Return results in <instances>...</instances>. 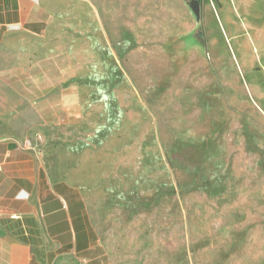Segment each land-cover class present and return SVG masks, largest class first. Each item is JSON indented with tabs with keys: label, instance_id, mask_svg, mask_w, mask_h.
Instances as JSON below:
<instances>
[{
	"label": "rangeland",
	"instance_id": "374dc122",
	"mask_svg": "<svg viewBox=\"0 0 264 264\" xmlns=\"http://www.w3.org/2000/svg\"><path fill=\"white\" fill-rule=\"evenodd\" d=\"M199 1L200 20L185 7L167 30L109 34L114 51L0 50V138L53 144L63 177L155 234L131 264H187L202 235L221 243V207L264 179V0Z\"/></svg>",
	"mask_w": 264,
	"mask_h": 264
},
{
	"label": "crops",
	"instance_id": "0c3cea01",
	"mask_svg": "<svg viewBox=\"0 0 264 264\" xmlns=\"http://www.w3.org/2000/svg\"><path fill=\"white\" fill-rule=\"evenodd\" d=\"M189 2L0 0V50L37 62L52 54L103 50L98 45L114 51L111 42L118 34L167 30L174 16L179 24L180 11L190 10ZM102 55L96 66L104 65ZM56 151L53 144L0 138V264H131L137 255L148 256L140 254L153 247L156 235L130 233L127 211L125 218L114 220L111 205L93 200L73 179L63 177ZM245 186L233 199L248 200H233L231 212L224 205L218 214L222 242L215 245L202 235L197 247L188 246L187 264H264V179ZM148 262L144 257L138 264Z\"/></svg>",
	"mask_w": 264,
	"mask_h": 264
},
{
	"label": "water",
	"instance_id": "95a60500",
	"mask_svg": "<svg viewBox=\"0 0 264 264\" xmlns=\"http://www.w3.org/2000/svg\"><path fill=\"white\" fill-rule=\"evenodd\" d=\"M189 4L196 18L200 20L202 3L199 0H190Z\"/></svg>",
	"mask_w": 264,
	"mask_h": 264
},
{
	"label": "trees",
	"instance_id": "16d2710c",
	"mask_svg": "<svg viewBox=\"0 0 264 264\" xmlns=\"http://www.w3.org/2000/svg\"><path fill=\"white\" fill-rule=\"evenodd\" d=\"M201 34H202V31L200 28H198V30L195 32V36L198 37V39H201L202 38Z\"/></svg>",
	"mask_w": 264,
	"mask_h": 264
},
{
	"label": "bare ground",
	"instance_id": "6f19581e",
	"mask_svg": "<svg viewBox=\"0 0 264 264\" xmlns=\"http://www.w3.org/2000/svg\"><path fill=\"white\" fill-rule=\"evenodd\" d=\"M212 23V22H211ZM238 27H231L233 30H235V31H237L238 30V28H239V24L237 25ZM241 28V27H240ZM240 30V29H239ZM258 30V29H257ZM259 32H260V30H258ZM262 34V33H261ZM262 36H263V34H262ZM258 40V39H257ZM260 40H261V38H260ZM263 41V40H262ZM220 55V54H219Z\"/></svg>",
	"mask_w": 264,
	"mask_h": 264
},
{
	"label": "flooded vegetation",
	"instance_id": "af4514ba",
	"mask_svg": "<svg viewBox=\"0 0 264 264\" xmlns=\"http://www.w3.org/2000/svg\"><path fill=\"white\" fill-rule=\"evenodd\" d=\"M201 3H202V5H203V2L202 1H200Z\"/></svg>",
	"mask_w": 264,
	"mask_h": 264
}]
</instances>
